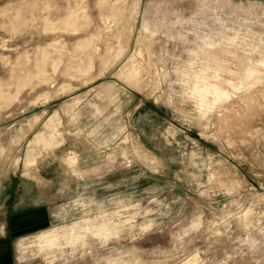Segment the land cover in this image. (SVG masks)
Instances as JSON below:
<instances>
[{"label":"rangeland","instance_id":"rangeland-1","mask_svg":"<svg viewBox=\"0 0 264 264\" xmlns=\"http://www.w3.org/2000/svg\"><path fill=\"white\" fill-rule=\"evenodd\" d=\"M38 3L0 0V264H264V0Z\"/></svg>","mask_w":264,"mask_h":264},{"label":"bare ground","instance_id":"bare-ground-1","mask_svg":"<svg viewBox=\"0 0 264 264\" xmlns=\"http://www.w3.org/2000/svg\"><path fill=\"white\" fill-rule=\"evenodd\" d=\"M45 1H47V0H45ZM43 4H45L43 7L42 6H39V3H38V0H30V4H29V11H30V13L32 14V16H34L33 14H34V12H35V10H37V9H40L41 10V8H45V7H47L49 4L48 3H43ZM68 8V7H67ZM69 9H70V7H69ZM23 10V9H22ZM43 10V9H42ZM42 12V11H41ZM40 12V13H41ZM39 13V12H38ZM39 13V14H40ZM4 14V13H3ZM19 14V12H17V14L15 15V16H17ZM39 14H37L38 16H39ZM23 15V14H22ZM85 16V14H82V13H80V11H76L75 10V8H72L70 11H69V13L64 17V18H62V23H64V24H66V25H70L71 26V28H74V29H76V28H78V23H77V19L79 20V16ZM6 16V15H5ZM13 15L11 14V17H12ZM41 17H43L42 19H44V21L43 22H45L44 23V25L46 24H50L51 22L48 20V16H46V14H45V16L43 15V16H41ZM13 18V17H12ZM26 18V17H25ZM31 18V17H30ZM84 18H86V17H84ZM28 19V18H27ZM50 19V18H49ZM59 21H60V18H57ZM9 20V19H8ZM25 20V19H24ZM51 20H53V19H51ZM11 21V20H10ZM23 21V20H22ZM85 21V20H84ZM86 22V21H85ZM52 23H53V21H52ZM51 23V24H52ZM54 24V23H53ZM52 24V25H53ZM57 24V23H56ZM60 24V26H61V23H59ZM84 24V23H83ZM81 25V24H80ZM49 26H51V25H49ZM54 26V25H53ZM62 26H64V25H62ZM46 27H48V26H46ZM53 28V27H52ZM56 28V27H55ZM91 39V38H90ZM90 39H88V41L86 42V43H82V42H79V41H77V43H76V48L77 49H79V50H81V51H86V49H88L90 46H92V40H90ZM4 40V39H3ZM1 42H2V40H1ZM0 42V43H1ZM4 44V43H3ZM263 45V44H262ZM7 46V45H6ZM2 47V46H1ZM75 48V47H74ZM76 49V50H77ZM264 49V48H263ZM75 50V49H74ZM89 50H87V52H88ZM79 54V53H78ZM77 54V55H78ZM51 55V54H50ZM74 56H76V55H74ZM79 56V55H78ZM51 57V56H50ZM73 57V56H72ZM46 58H48L47 57V55L45 54H43V56L40 58H38V60H37V63H36V72L35 73H30V72H27L26 73V71L24 72L25 74H22V78H24V79H28L30 76H32L33 74H38L39 76H40V74H41V71L43 70V68H42V66H43V62L45 61V59ZM4 59V58H3ZM69 59H71V58H69ZM48 60V59H47ZM55 60H57V59H55ZM73 60V59H72ZM76 60V59H75ZM70 62V61H69ZM52 63V62H51ZM16 64V63H15ZM54 64V63H53ZM12 66H14V64L12 65ZM80 67V66H79ZM252 67V66H251ZM76 68V67H75ZM249 68V67H248ZM247 68V69H248ZM255 68V67H254ZM257 68V67H256ZM13 69L14 68H12V71H13ZM80 69V68H79ZM203 69V68H202ZM250 70H251V68H249ZM207 70V69H206ZM205 70V71H206ZM252 70H255V69H252ZM69 71H70V69H69ZM203 71H204V69H203ZM256 71V70H255ZM255 71H253V72H255ZM258 72V71H257ZM136 73H138L137 71H136V68H132L130 71H128V76L130 75V76H134L135 77V74ZM250 73V72H249ZM248 73V74H249ZM251 74H252V72H251ZM257 74V73H256ZM11 75H13V72H11ZM199 76H201L200 74H198ZM197 76V75H196ZM202 76H203V74H202ZM251 76V75H250ZM249 77V76H248ZM247 77V78H248ZM196 78H198V77H196ZM206 78V77H205ZM254 78V77H253ZM137 79V78H136ZM199 79V78H198ZM201 79V78H200ZM246 80V79H245ZM244 80V81H245ZM197 81V80H196ZM196 81H194V83L196 82ZM204 81V80H203ZM2 82V81H1ZM0 82V100L1 99H3V98H5V96L8 94V92H6V90H5V88L3 87V85H2V83ZM197 83H199L198 81H197ZM209 83V82H208ZM212 83V82H211ZM211 83L210 84H208V85H210L211 86ZM243 83V82H242ZM206 84V83H205ZM192 85V84H191ZM194 85V84H193ZM207 84L206 85H204V86H199V85H194L195 87H194V92H196V94L198 93L200 96H202V95H204L205 93H207L208 91H209V93L211 92V93H213V95L217 98V97H219V99L221 98V97H223V96H227V92L226 91H224V90H221L219 87H217V86H213V87H209ZM243 85V84H242ZM193 89V88H192ZM193 92V93H194ZM229 94V93H228ZM198 95V96H199ZM205 95H208V94H205ZM215 97H214V100H215ZM200 100H201V98H199ZM203 102V101H202ZM203 104H201V106H202ZM43 136V134H40V135H36V136H34V138H33V140H35L37 137H42ZM48 143H50V140L48 141ZM148 157V156H147ZM84 218V217H83ZM84 219H86V218H84ZM83 219V220H84ZM85 222V221H84ZM83 222V223H84ZM89 222V221H88ZM87 222V223H88ZM72 223V222H71ZM75 223V222H74ZM82 223V224H83ZM81 224H79V226H80ZM62 226H64L63 224H62ZM67 226V225H66ZM69 226V225H68ZM78 226V225H77ZM86 226V225H85ZM87 226H89V224L87 225ZM75 226H73V228H74ZM76 228H78V227H76ZM68 229V228H67ZM69 229H71V228H69ZM68 229V230H69ZM74 231H75V228L73 229ZM48 231V230H47ZM52 231H54V230H52ZM52 231H50V232H48V233H45V232H43L41 235H39L40 237H41V239L43 238V240H44V242L48 245V246H52L53 245V239L52 238H50L49 237V234L52 232ZM65 231V226H64V230H63V232ZM74 231H73V233H74ZM70 233H71V231H69ZM81 232V231H80ZM65 233V232H64ZM66 233H67V230H66ZM40 234V233H39ZM68 234V233H67ZM67 234H66V236H65V234H64V237H67ZM80 233L79 232H76V234L75 235H72L71 234V236L69 235V237H70V241H72V242H75V241H77V240H79L80 239V235H82V232H81V234L79 235ZM38 236V237H39ZM67 240H69V239H67ZM66 240V241H67ZM68 242V241H67ZM81 242V241H80ZM42 246V245H41ZM43 248V247H42ZM23 257V256H22Z\"/></svg>","mask_w":264,"mask_h":264}]
</instances>
